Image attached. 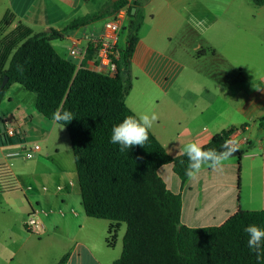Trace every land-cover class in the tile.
<instances>
[{
  "label": "crops",
  "instance_id": "crops-1",
  "mask_svg": "<svg viewBox=\"0 0 264 264\" xmlns=\"http://www.w3.org/2000/svg\"><path fill=\"white\" fill-rule=\"evenodd\" d=\"M107 1L0 0V66L6 68L12 53L1 44L18 25L32 33L61 31L72 20L97 13ZM142 2L144 19L124 77L131 83L126 106L134 114H158L150 132L172 158L183 154L180 146L190 141L205 145L230 127L237 129L231 137L238 148H248L240 159L226 161L222 172L203 168L196 182H181L170 164L158 169L166 188L181 197V224L220 226L238 211H264V128L259 126L264 119V25L254 16L241 25L218 18L206 23V18L191 13L196 0ZM257 8L261 16L264 5ZM169 9L177 19L169 18ZM102 27L90 22L51 45L77 69L104 74L91 53L70 54L75 47H86L84 33L96 36ZM210 32L212 39L205 37ZM179 33L185 40L175 46ZM187 38L195 42L191 51L186 50ZM30 94L12 84L0 104V165L9 168L19 187L0 194V264H54L65 254V264H112L120 256L117 240L125 226L119 228L113 247L107 246L111 223L102 229L101 220L83 211L66 130L39 114L35 95ZM33 145L40 150L26 159L24 149ZM32 210L44 225L39 234L25 229ZM34 235L38 241H32Z\"/></svg>",
  "mask_w": 264,
  "mask_h": 264
},
{
  "label": "trees",
  "instance_id": "trees-1",
  "mask_svg": "<svg viewBox=\"0 0 264 264\" xmlns=\"http://www.w3.org/2000/svg\"><path fill=\"white\" fill-rule=\"evenodd\" d=\"M250 1L264 5V0ZM125 3L108 0L97 13L74 19L61 31L32 33L18 25L1 44L12 53L6 68L0 66V86L8 78L0 87V104L9 87L18 84L35 95V108L44 118L52 120L58 107L73 113L75 118L63 128L71 146L83 211L88 218L111 223L106 238L109 247L119 228L125 226L120 256L112 264H264L248 248L244 231L253 224L264 229V211H238L220 226L186 227L180 222V195L166 188L157 171L170 164L185 182L187 156L170 157L150 131L144 146L123 152L110 142L113 126L134 115L125 104L131 83L124 77H128L144 19L142 0H134L128 8L122 30L126 43L118 50L114 75L77 69L52 47V40H63L68 32L111 15ZM7 17L3 18L5 26L9 25ZM262 122L264 119L259 126L264 128ZM236 131L230 127L216 134L204 145L205 150H221ZM247 149H239L238 159ZM16 191L14 175L0 165V194ZM67 258L65 254L54 264H65Z\"/></svg>",
  "mask_w": 264,
  "mask_h": 264
},
{
  "label": "clouds",
  "instance_id": "clouds-1",
  "mask_svg": "<svg viewBox=\"0 0 264 264\" xmlns=\"http://www.w3.org/2000/svg\"><path fill=\"white\" fill-rule=\"evenodd\" d=\"M74 118L71 111L62 107H58L52 114L53 122L61 125V129ZM158 119L156 112L126 116L122 122L113 126L110 142L119 145L121 152L133 146H144L149 139V131ZM238 150L237 142L232 139L226 140L219 151L211 148L205 150L204 145L197 141H190L179 148V152L186 155L189 161L185 170L189 182L198 181L203 168L222 172L225 162ZM244 231L248 236V248L255 254L258 262L264 260V229L253 224L245 227Z\"/></svg>",
  "mask_w": 264,
  "mask_h": 264
},
{
  "label": "built area",
  "instance_id": "built-area-1",
  "mask_svg": "<svg viewBox=\"0 0 264 264\" xmlns=\"http://www.w3.org/2000/svg\"><path fill=\"white\" fill-rule=\"evenodd\" d=\"M134 0H126L124 6L114 11L105 21L101 32L94 36L90 33L82 35V41L87 45L84 48L75 47L70 54L74 57L84 56L91 53L93 60L99 70L104 74L114 75L116 73L115 61L118 58V37L119 33L125 27L128 20V8ZM8 134L13 135V131L9 130ZM235 140L234 138H230ZM40 150L38 145H34L29 149H24L23 155L26 159H32ZM18 156L19 152L11 154ZM25 229L31 233L39 234L44 230V225L40 222L32 210L27 216Z\"/></svg>",
  "mask_w": 264,
  "mask_h": 264
},
{
  "label": "rangeland",
  "instance_id": "rangeland-1",
  "mask_svg": "<svg viewBox=\"0 0 264 264\" xmlns=\"http://www.w3.org/2000/svg\"><path fill=\"white\" fill-rule=\"evenodd\" d=\"M196 1H197V7L195 9H192L191 13H195L196 16H200L203 19L206 18V23L213 18H218V19H221L223 21L224 20H237V23L239 25H241L242 21H245L247 18L249 19L252 16H254V20H257V19L260 20V24L262 25V28H263L264 12L260 16L259 14H257L258 13L257 6H255V5H253L252 7L249 6L245 3V0H196ZM194 10H196V11L194 12ZM9 17L10 16L8 15V17L6 19V21H8V23L10 21ZM169 18L170 19H177L178 15L174 11L169 9ZM106 19H107L106 17L98 19L95 21V24L98 27H102L104 25ZM175 21H172L171 24H173ZM171 28H173V27H171ZM212 36H213L212 32L205 35V37H207L208 39H212ZM124 39H125V33L123 31H121L119 33V37H118V44H117L118 50L120 48L124 47ZM183 40H185V36L183 34L179 33V35L175 39H173V45H175L178 42L183 41ZM192 40L193 39H189V38L186 39V42H188V45L186 46V50H188V51L192 50L191 49L192 43H195ZM133 93L134 92H132V94ZM30 95L34 96V94H30ZM63 131H65V130H63ZM64 133L66 135V131ZM65 141H66V145L68 146L69 145L68 140H65ZM27 149H29V148H27ZM23 163L26 164V163H28V161H23ZM80 203H81V200H80ZM100 223H103L100 225V227L103 229V227L106 225V223H108V221L101 220ZM124 230H125V228L123 227V229L121 230V232L119 234V238L117 240V247H119V248L121 247V249H122V237L124 234ZM34 239H36L38 241L39 238L37 235H34V238L32 240L33 242H35ZM42 241H43V239H42ZM37 245H38L37 247H32L31 253H35L36 248H40L43 245V242L40 244H37Z\"/></svg>",
  "mask_w": 264,
  "mask_h": 264
},
{
  "label": "water",
  "instance_id": "water-1",
  "mask_svg": "<svg viewBox=\"0 0 264 264\" xmlns=\"http://www.w3.org/2000/svg\"><path fill=\"white\" fill-rule=\"evenodd\" d=\"M111 1L116 2L117 0H111ZM7 81H8V78H7V76H5L2 80L0 87L3 88L6 85ZM238 156H239V150L233 154V157H238Z\"/></svg>",
  "mask_w": 264,
  "mask_h": 264
}]
</instances>
